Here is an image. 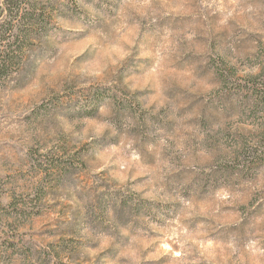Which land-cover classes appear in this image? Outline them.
<instances>
[{"label":"rangeland","instance_id":"rangeland-1","mask_svg":"<svg viewBox=\"0 0 264 264\" xmlns=\"http://www.w3.org/2000/svg\"><path fill=\"white\" fill-rule=\"evenodd\" d=\"M43 3L53 23L0 84V248L264 264V165L237 151L258 142L243 76L264 60V0ZM95 88L110 96L91 107Z\"/></svg>","mask_w":264,"mask_h":264},{"label":"trees","instance_id":"trees-1","mask_svg":"<svg viewBox=\"0 0 264 264\" xmlns=\"http://www.w3.org/2000/svg\"><path fill=\"white\" fill-rule=\"evenodd\" d=\"M42 3L43 0H0V84L18 72L27 50L47 34L48 26L53 23ZM218 75L222 81L225 79L223 74ZM243 80L246 83L244 103L251 111L263 114L256 126L248 129L252 132L251 138H257L258 142H244L237 146V151L247 152L250 162L258 167L264 165V60L257 64L255 72L245 74ZM109 96L108 90L95 88L89 103L91 107H97Z\"/></svg>","mask_w":264,"mask_h":264},{"label":"clouds","instance_id":"clouds-1","mask_svg":"<svg viewBox=\"0 0 264 264\" xmlns=\"http://www.w3.org/2000/svg\"><path fill=\"white\" fill-rule=\"evenodd\" d=\"M0 264H16V256L11 251L0 248Z\"/></svg>","mask_w":264,"mask_h":264}]
</instances>
